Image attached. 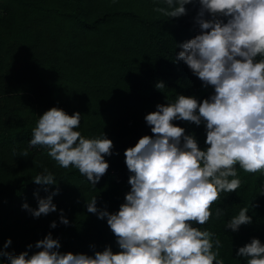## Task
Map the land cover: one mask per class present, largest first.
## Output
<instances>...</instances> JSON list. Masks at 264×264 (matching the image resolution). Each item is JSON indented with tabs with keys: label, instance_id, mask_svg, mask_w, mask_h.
<instances>
[{
	"label": "trees",
	"instance_id": "obj_1",
	"mask_svg": "<svg viewBox=\"0 0 264 264\" xmlns=\"http://www.w3.org/2000/svg\"><path fill=\"white\" fill-rule=\"evenodd\" d=\"M261 81L264 0H0V262L264 264Z\"/></svg>",
	"mask_w": 264,
	"mask_h": 264
},
{
	"label": "rangeland",
	"instance_id": "obj_2",
	"mask_svg": "<svg viewBox=\"0 0 264 264\" xmlns=\"http://www.w3.org/2000/svg\"><path fill=\"white\" fill-rule=\"evenodd\" d=\"M259 85L262 89H264V81H261L259 82ZM251 115L253 116V119H250L248 121V125L252 128V129H256V130H263L264 131V107H260V106H253V108L251 109ZM262 149H261V154H260V159L261 160H264V143L261 145ZM5 178V175H2L0 176V181L1 179H4ZM7 178V177H6ZM9 178V177H8ZM10 181H15L14 177L13 179H10ZM64 251H69L67 249H64ZM69 255L72 257V258H75L77 259V257H80V252L79 250H75V249H72L71 251H69ZM0 264H4V263H1ZM6 264V263H5Z\"/></svg>",
	"mask_w": 264,
	"mask_h": 264
}]
</instances>
